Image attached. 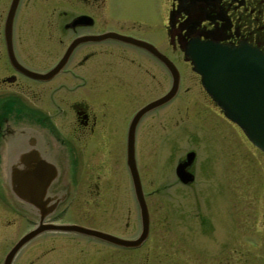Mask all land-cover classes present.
Here are the masks:
<instances>
[{
  "label": "flooded vegetation",
  "instance_id": "flooded-vegetation-1",
  "mask_svg": "<svg viewBox=\"0 0 264 264\" xmlns=\"http://www.w3.org/2000/svg\"><path fill=\"white\" fill-rule=\"evenodd\" d=\"M162 3L161 18L154 23L133 14L132 4L123 5L122 10L114 0H0V202L8 213L29 223V228L72 225L131 240L139 232L140 215L130 162L135 165L146 205L148 233L153 195H169V186L177 183L188 187L195 183L197 174L205 179L213 175L210 164L204 171L198 162L197 149L176 158L171 177L158 174L162 177L155 178V170L145 173L140 166L139 161L154 153L160 142L175 144L189 122L181 118L184 130L177 129L178 119L170 124L169 106L181 86L179 71L174 96L149 107L169 91L171 76L145 44L167 58V49L182 54L191 39L229 47L244 44L264 54V0ZM129 37L135 42H129ZM182 60L187 62L183 54ZM194 76L204 102L193 108V119L205 126L219 125L220 119L235 128ZM181 110L177 107L175 112L180 114ZM187 111L183 109L184 116ZM201 121L189 122L194 129L189 136L201 132L196 131ZM203 154L209 159L211 150ZM234 158L231 150V170L243 162L242 156ZM31 161L38 165L27 169L24 163ZM15 163L38 181L26 188L13 187L10 171ZM146 163L145 168L151 169ZM176 166L191 175V181L181 183L175 175ZM39 172L45 173L33 175ZM18 192L40 207L26 203ZM244 192L242 188L241 197ZM231 197L235 198L234 193ZM241 213L244 224L247 211L242 209ZM108 224L118 225L121 232L103 229ZM131 229L133 234H125ZM23 233L7 246L0 264L5 263ZM169 239L164 238L149 257V234L131 247L73 231H45L26 239L9 264H218L216 253Z\"/></svg>",
  "mask_w": 264,
  "mask_h": 264
},
{
  "label": "rangeland",
  "instance_id": "rangeland-1",
  "mask_svg": "<svg viewBox=\"0 0 264 264\" xmlns=\"http://www.w3.org/2000/svg\"><path fill=\"white\" fill-rule=\"evenodd\" d=\"M114 1L122 10H125L123 5L132 4L133 14L138 18L151 19L154 23L160 20L163 12L162 0ZM165 53L181 76L179 93L169 106L170 124H175L178 119L177 129L184 130L182 117H186L185 119L191 123L194 121L198 124L197 121H201L193 119L192 114L193 108L201 107L204 99L200 95L199 83L189 63L182 60L181 52L167 49ZM177 107L182 109L180 114L175 112ZM185 108H188V111L184 116ZM218 121L219 125L216 126L214 123L205 126L201 121L200 128L196 129L201 132L197 131L191 136L188 133H192L194 129L188 122L184 133L178 134L175 144L160 142L154 153L139 161L145 173L155 170V178H161L164 174L171 177L170 171L172 172L175 167L176 158L181 157L185 151L197 149L198 162L202 163L203 170L208 171L210 164L213 172L207 179L197 174L195 183L188 187L178 183L169 186L167 191L169 195L155 194L151 197L153 211L148 233L150 244L147 246L151 247L149 257L157 251L155 249L157 246L165 242L164 238H170L193 248L197 247L203 252L216 253L218 264H264V157L244 141L238 128L233 126L230 128L226 121L220 119ZM219 128L228 131L229 135ZM205 150H211V154H208L209 159L203 154ZM231 150L235 152V158L237 155L243 157L240 166L235 167L234 164L232 170L231 161L228 159ZM146 160L151 169L145 168ZM119 185L122 188L123 181ZM242 188L245 190L243 197L240 196ZM233 193L235 198L231 197ZM246 197L248 198L246 200L240 199ZM231 205L233 220L229 223ZM4 206L3 202H0V257L7 246L29 228V223L22 222L14 216L15 214L8 213ZM156 208L162 209L163 213L157 214L159 209ZM242 209L247 211L244 224L241 220ZM255 211H258V215ZM117 226L108 224L103 226V229L121 232ZM125 234H133V229Z\"/></svg>",
  "mask_w": 264,
  "mask_h": 264
},
{
  "label": "water",
  "instance_id": "water-1",
  "mask_svg": "<svg viewBox=\"0 0 264 264\" xmlns=\"http://www.w3.org/2000/svg\"><path fill=\"white\" fill-rule=\"evenodd\" d=\"M147 47L148 51L164 62L172 77L170 90L161 99L151 102L149 107L153 108L175 94L178 84L177 71L173 64L153 46ZM183 54L190 62L192 70L199 75L203 89L221 109L223 115L235 123L255 147L264 152V54L244 45L229 47L208 41L201 42L197 39H191L186 43ZM176 172L178 176L184 175V179L180 178L182 182L191 180V175L181 173L178 167ZM130 173L133 176V182L137 183L134 184V192L141 216L140 233L132 243L139 244L147 236V212L134 166H130ZM24 183L23 179H16V184ZM28 211L34 210L29 208ZM47 228L63 231L76 230L111 242H122L112 235L89 228L70 226ZM42 231L43 229L38 226L21 237L7 256V262L26 239Z\"/></svg>",
  "mask_w": 264,
  "mask_h": 264
},
{
  "label": "bare ground",
  "instance_id": "bare-ground-1",
  "mask_svg": "<svg viewBox=\"0 0 264 264\" xmlns=\"http://www.w3.org/2000/svg\"><path fill=\"white\" fill-rule=\"evenodd\" d=\"M253 49V48H252ZM255 50V49H254ZM257 51V50H256ZM24 165H26V167H28L27 169H29V167H33V166H37L38 164H37V162H26V163H24ZM27 173V172H26ZM26 173L24 172V169L23 168H20L19 169V167H18V164L17 163H15L13 166H12V169H11V171H10V174L12 175L11 176V178H10V181H11V185L13 186V187H22V186H24V184H16V182H15V180H14V177L15 176H17L18 178H21V179H23L24 181H25V185L26 186H32V185H34L37 181H38V179H36L35 177H33V176H31V175H29V176H27L26 175ZM45 172H39V173H35V174H33V175H36V176H42L43 174H44ZM179 180H181L180 178H183V175H180V176H178L177 177ZM184 179V178H183ZM20 180V179H19ZM182 181V180H181ZM26 186H24L25 188H26ZM17 194V196L18 197H22V199H24L23 197L24 196H21L20 195V193L18 192V193H16ZM25 198H27V199H24V200H26L25 202L26 203H31V204H33L35 207H37V206H39V203L37 202V201H35L34 199H32V198H29V197H25ZM37 205V206H36ZM33 207V206H32ZM40 207V206H39Z\"/></svg>",
  "mask_w": 264,
  "mask_h": 264
}]
</instances>
